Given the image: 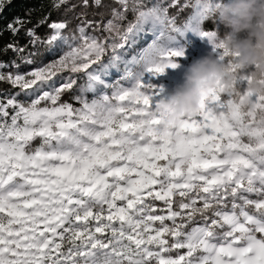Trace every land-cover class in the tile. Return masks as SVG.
<instances>
[{
  "label": "snow or ice",
  "instance_id": "6c2138e0",
  "mask_svg": "<svg viewBox=\"0 0 264 264\" xmlns=\"http://www.w3.org/2000/svg\"><path fill=\"white\" fill-rule=\"evenodd\" d=\"M66 2L56 0L54 7ZM116 2L120 9L112 10L104 31H117L128 11L136 22L125 41L146 25L168 30L133 58L141 71L128 73L130 86L120 84L124 76L115 86L102 78L115 67L101 63L105 52L124 45L87 35L91 21L71 41L63 35L67 22H52L46 42L62 41L68 51L29 72L0 71V82L30 97L21 101L17 93L0 101V264H264V95L246 92L251 74L241 73L224 49L217 22L215 30L204 27L222 0ZM3 7L0 0V12ZM174 7L194 9L183 27L168 14ZM23 23L16 18L7 29L15 35ZM188 32L230 65L236 90H210L199 114L164 136L152 110L163 88L152 78L179 67ZM26 35L33 44L39 40L34 29ZM64 71L85 74L82 92L114 90L91 101L77 96L81 107L74 108L60 101L76 79L54 80ZM198 215L203 223L188 229Z\"/></svg>",
  "mask_w": 264,
  "mask_h": 264
},
{
  "label": "trees",
  "instance_id": "16d2710c",
  "mask_svg": "<svg viewBox=\"0 0 264 264\" xmlns=\"http://www.w3.org/2000/svg\"><path fill=\"white\" fill-rule=\"evenodd\" d=\"M55 2L56 0H4L3 11L0 12V62L7 65V67L0 69V71L4 73H15L17 71L25 73L58 59L62 52H65L66 45L62 41L53 42L51 45L46 42L52 35V29L49 27L52 22H67V28L63 30V35L71 39L74 35L77 38L79 37L78 26L87 25L91 21L92 24L86 27V34L96 35L98 38L107 36L109 43L115 42L117 45L122 44L121 42L124 40L122 37L127 31L128 25L136 22V14L128 11L125 19L118 22L119 28L117 31L106 32L102 24L105 20L113 19V9H120V5L116 0H101V5L98 7L93 4V0H89L88 6H84L83 0H67L59 8L54 7ZM170 2L171 0H145L148 7L156 3L167 5ZM180 2L184 4L185 0H180ZM193 2L194 0H192ZM191 11L192 7L183 10L174 7L169 9L168 14L176 16L177 26H181L188 20ZM16 18H20L24 23L19 26V32L14 35L7 29V25L13 23ZM41 20H45V23L38 26V22ZM216 22L218 34L223 37L229 29L220 24L216 17L214 21L205 24L204 27L215 30ZM28 29H34L36 36L39 37L35 44L31 43L32 38L26 35ZM149 36H151L149 29L136 32L128 36L123 47H117L115 50L108 49L102 57L103 64H114L115 67L110 66L108 73L103 75L102 78L111 82V84H115L121 74L122 64L125 61L123 60L124 57H128L131 52L141 47L142 42ZM9 44L23 48L24 51L16 52L10 48L5 51ZM114 56L119 57V60H113ZM26 60L32 62L27 63ZM75 79L76 84L69 93L70 101L74 104L77 103L74 96L79 87L87 83L85 74H78ZM17 93H19L18 98H24L25 92L21 89L13 87L6 81L0 82V97L14 96ZM90 94L88 93V95Z\"/></svg>",
  "mask_w": 264,
  "mask_h": 264
},
{
  "label": "clouds",
  "instance_id": "9594fccd",
  "mask_svg": "<svg viewBox=\"0 0 264 264\" xmlns=\"http://www.w3.org/2000/svg\"><path fill=\"white\" fill-rule=\"evenodd\" d=\"M216 19L229 29L219 37L224 49L241 73L251 74L246 92L264 95V0H230L218 9ZM235 81L230 65L212 51L193 61L183 74V82L153 106V112L161 117V134L166 136L185 117L195 118L210 90L218 85L225 95L231 94L236 90Z\"/></svg>",
  "mask_w": 264,
  "mask_h": 264
},
{
  "label": "rangeland",
  "instance_id": "374dc122",
  "mask_svg": "<svg viewBox=\"0 0 264 264\" xmlns=\"http://www.w3.org/2000/svg\"><path fill=\"white\" fill-rule=\"evenodd\" d=\"M229 2H230V0H222L223 4H226ZM193 3H195V0ZM193 11H194V9L192 8V11L188 15V18L192 15ZM107 22H108V20L104 21V23L102 24L103 27ZM184 24H182L179 27H183ZM145 28H146L145 30L149 29L151 31V36L147 37V39L144 42H142L141 47H139L138 49H135L133 52L130 53V55L128 57H124V59H123L125 61L122 64V70L120 72L121 73L120 76H124L125 79L120 80V84L123 85L124 87L130 86V84L132 83L131 78L128 77L129 72L139 73L141 71V66L136 64L134 62L133 58L134 57L139 58V56L144 52V50L148 47V45L151 44L154 40H156L157 36L159 35V33L161 31H164L165 33H167V31H168L166 28H162L160 26H157L154 30L152 29L151 25H146ZM139 32H142V31H139ZM87 35L97 37L96 35H92V34H87ZM108 35H110V34H108ZM240 35H241V38H243L245 34L241 33ZM128 36H130V34ZM98 39H100L102 41L106 40L107 42H109L107 36L106 37L102 36ZM69 41H71V39H69ZM77 43H79V39H77ZM121 43L124 45L125 40H122ZM181 43L185 46L186 51H185L184 57L179 59V67H177L176 69H167L165 74L160 75L159 77H153L152 78V83L163 88V91L155 98V100H159L161 97L166 96L178 84L183 82V74L186 71L187 67L193 61H195L198 58L206 55L208 52H211V45L206 40H202L199 36H197L196 34H194L192 32L186 33L185 36L181 39ZM66 51H68L67 46L65 47V52ZM63 53L64 52H62V54ZM101 63H103V59H102ZM93 67L95 68V67H97V65H93ZM78 74H84V73H70L68 71H64V72L58 73L57 77H55L54 80H55V83L57 85H59L61 83V81L66 79L68 76H72L75 79V77L78 76ZM109 83H111V82H109ZM115 84H113V85L115 86ZM244 87H246V84L244 85ZM81 89H82V86L79 87L77 93L74 96V99L77 96H82L83 98H86L87 100L91 101L94 98H98L99 95L101 94V92H106L109 96H111V94L114 90L113 88H107V89L99 88L96 92H91V91H83L82 92ZM69 93H70V90L68 92H65L62 95L60 102L61 103L67 102V103L72 104V106L74 108H80L81 104L79 103V101L77 99H75L77 101V103H75V104L70 101ZM88 93H91V94L88 95ZM12 96L13 95L0 97V101H6L7 98H10ZM17 99L21 100V101H25V100L30 99V97L25 94L24 98L20 99L17 97ZM41 106H43V105H41ZM9 112L11 113L12 110L9 109ZM39 143H40V141H39V139H37L36 141L33 142V147L39 145ZM252 198H256V197L253 195ZM180 199L181 198L178 196L175 197L176 203L174 204L173 207L176 210H179L178 205H179ZM153 203L157 206L158 209L164 207L163 202H161V201H154ZM227 203H228V206L230 208L231 207V197L228 198ZM158 214H165V213H158ZM208 215L210 216L211 213H208ZM178 222H179V220H178ZM166 223L171 224L170 221H166ZM196 223H203V218L198 215L195 218V221L193 223L188 224V229L195 226ZM157 226H159L158 223H157ZM179 251L181 253H183L185 250L181 249ZM172 255L173 256L176 255V252L174 251L172 253Z\"/></svg>",
  "mask_w": 264,
  "mask_h": 264
}]
</instances>
